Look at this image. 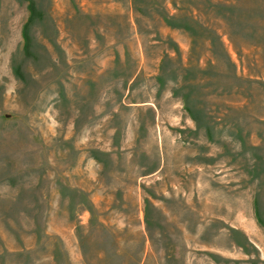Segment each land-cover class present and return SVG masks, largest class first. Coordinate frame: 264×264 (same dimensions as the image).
<instances>
[{
	"label": "rangeland",
	"instance_id": "1",
	"mask_svg": "<svg viewBox=\"0 0 264 264\" xmlns=\"http://www.w3.org/2000/svg\"><path fill=\"white\" fill-rule=\"evenodd\" d=\"M0 264H264V0H0Z\"/></svg>",
	"mask_w": 264,
	"mask_h": 264
},
{
	"label": "trees",
	"instance_id": "2",
	"mask_svg": "<svg viewBox=\"0 0 264 264\" xmlns=\"http://www.w3.org/2000/svg\"><path fill=\"white\" fill-rule=\"evenodd\" d=\"M30 14L33 15L34 14V9L32 8V6H30ZM24 35L26 36V30L24 32Z\"/></svg>",
	"mask_w": 264,
	"mask_h": 264
}]
</instances>
